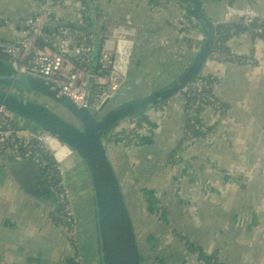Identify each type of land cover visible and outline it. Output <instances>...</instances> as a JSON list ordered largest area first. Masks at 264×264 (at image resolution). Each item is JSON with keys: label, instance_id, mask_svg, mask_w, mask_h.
I'll return each mask as SVG.
<instances>
[{"label": "crops", "instance_id": "obj_1", "mask_svg": "<svg viewBox=\"0 0 264 264\" xmlns=\"http://www.w3.org/2000/svg\"><path fill=\"white\" fill-rule=\"evenodd\" d=\"M90 1L101 35L121 22L136 29L134 38L120 48V62L127 63L124 78L132 70L166 80L195 52L198 35L184 17L178 18L180 9L167 0L155 4L153 0ZM256 2L254 12L264 18V0ZM37 9L36 0H0V13L7 23L3 31L17 33L14 23L32 17ZM56 14L55 22L43 30L77 21L76 11L57 8ZM228 46L244 59L253 53L256 65L212 66L208 71L217 81L215 96L228 112L217 124L209 113L198 116L206 129L213 130L206 146L184 149L180 145L164 156L135 157L148 162L132 164L135 158H128L124 150L121 159L114 149L125 138L120 132L124 126L119 130L121 141L113 139L108 149L110 159L117 155L114 168L122 181L144 264H193L184 242L218 264H264V132L258 126V122L264 126V44L242 35ZM125 52H130V58ZM175 109L182 110L178 98L132 121L129 126L140 125L152 138L133 136L127 146L160 143L166 149L173 145L179 119ZM151 119L165 125L150 124L147 129L145 123ZM163 127L167 131L160 135ZM63 166L79 216L78 252L85 264H91L87 192L79 170L70 161ZM42 181L27 162L17 165L0 156V264H77L52 223L55 205L40 194Z\"/></svg>", "mask_w": 264, "mask_h": 264}, {"label": "water", "instance_id": "obj_2", "mask_svg": "<svg viewBox=\"0 0 264 264\" xmlns=\"http://www.w3.org/2000/svg\"><path fill=\"white\" fill-rule=\"evenodd\" d=\"M167 1L182 11L187 25L198 35L194 54L172 77L161 81V87L105 114L103 112L110 103L109 100L98 111H88L82 103L45 80L24 74L7 62L0 61V111L19 128L54 138L69 152L64 162L70 161L81 174L87 192L86 215L93 251L91 264H144L129 206L108 152L112 140L121 128L146 113L170 104L193 81L212 69L210 55L217 41L219 27L215 19L216 7H220L232 18L227 20L229 24L234 23L241 15L239 8L229 0ZM84 3L90 16V29L76 22L57 25L54 29L67 27L93 35V57L89 72L91 77L97 66L102 35L91 1L84 0ZM251 14L256 20L264 23V18L255 12ZM20 39L22 37L17 33L0 29L1 42L11 43ZM90 83L91 78H88L87 89ZM175 111L179 119L173 145L166 149L160 143L137 147L127 146L121 141L114 145V149L119 150V158L122 159L124 150L128 158L164 156L180 146L184 140L186 117L183 110ZM258 126L264 132V126L260 122ZM63 164L62 179L74 213L78 246L77 205ZM39 184L42 186L40 194L46 200H51L54 205L44 182ZM190 258L192 259L191 256ZM192 261L197 264L195 260ZM82 264H85L83 260Z\"/></svg>", "mask_w": 264, "mask_h": 264}, {"label": "built area", "instance_id": "obj_3", "mask_svg": "<svg viewBox=\"0 0 264 264\" xmlns=\"http://www.w3.org/2000/svg\"><path fill=\"white\" fill-rule=\"evenodd\" d=\"M153 1L155 4L157 0ZM229 1L239 8L237 9L241 15L236 21L241 22L242 28L249 35L259 37L260 42L264 44L262 29L255 26L264 23L256 20L251 14L254 13L257 0ZM36 2L38 9L32 17L14 23V28L22 39L11 43L0 41V56L22 73L39 77L65 92L75 101L82 103L88 111H98L112 98L124 81V76L121 77V68L126 63L120 62V57L123 56L120 48L127 40L134 38L136 29L127 22H121L115 24L106 35H102L97 66L90 77L93 35L67 27H59L51 31L43 30L46 25L55 22L57 8L70 13L76 11L77 21L74 22L90 29L89 12L86 6H82L84 0H36ZM178 16L183 19L182 11ZM215 16L219 26L231 25L227 20L232 18H229L230 16L220 7H216ZM6 24L0 13V29ZM228 42H216L210 55L211 65L245 63L250 66L256 65L253 53L243 60L230 50ZM124 55L130 58V52H125ZM88 78H91V83L87 89ZM216 87L215 78L205 73L193 81L178 97L186 117L183 130L184 149L202 148L208 144L209 138L213 135V130L205 132V125L198 118L200 114H211L217 124L228 112L224 104L215 96ZM137 126H130L128 135L123 140L133 136L141 137L142 127L137 128ZM68 155V150L54 138L23 130L0 111V156L10 159L17 165L29 162L43 175L45 188L55 205L52 223L65 238L69 249L73 251L77 264H82L76 242L74 213L62 179L61 165ZM183 244L188 248L185 242ZM191 257L197 264H218L216 260L205 262L199 251L191 253Z\"/></svg>", "mask_w": 264, "mask_h": 264}, {"label": "bare ground", "instance_id": "obj_4", "mask_svg": "<svg viewBox=\"0 0 264 264\" xmlns=\"http://www.w3.org/2000/svg\"><path fill=\"white\" fill-rule=\"evenodd\" d=\"M161 85L162 82L151 74L144 75L130 70L121 86L109 100L110 103L103 113L105 114L138 96H143L150 91L158 89Z\"/></svg>", "mask_w": 264, "mask_h": 264}, {"label": "trees", "instance_id": "obj_5", "mask_svg": "<svg viewBox=\"0 0 264 264\" xmlns=\"http://www.w3.org/2000/svg\"><path fill=\"white\" fill-rule=\"evenodd\" d=\"M82 6L84 7L85 5H84V3H82ZM256 27H258V28H260V29H262V35H264V24H260V25H255ZM242 35H245V36H248V37H250L253 41H260L259 40V37H257V36H254V35H249L247 32H246V30H244L243 28H242V26H241V22L240 21H235L234 23H232L231 25H228V26H219L218 28H217V43H226V42H228V40L229 39H231V38H236V37H239V36H242ZM243 59V58H242ZM244 60V59H243ZM0 61H4V62H6V60L3 58V57H1L0 56ZM241 65H243V64H241ZM208 74V73H207ZM208 76H209V74H208ZM225 106V105H224ZM226 107V106H225ZM141 126L140 125H138L137 126V128H140ZM209 130L208 129H206L205 130V132H208ZM122 141H124V143L126 144V145H128L129 144V142H131L128 138H126L125 140H122ZM183 143H184V140H183V142H182V144L181 145H183ZM27 164H28V168L29 167H31V170L32 171H34V172H38V174L40 175V177L42 178V180H44V177H43V175L38 171V169L37 168H35L31 163H29V162H27ZM188 247V251H189V253H193L195 250H197V249H194V248H192V247H190V246H187ZM202 258H203V260L205 261V262H211V261H213V260H215V258H212V257H210V258H204L203 256H202Z\"/></svg>", "mask_w": 264, "mask_h": 264}, {"label": "rangeland", "instance_id": "obj_6", "mask_svg": "<svg viewBox=\"0 0 264 264\" xmlns=\"http://www.w3.org/2000/svg\"><path fill=\"white\" fill-rule=\"evenodd\" d=\"M179 26V25H178ZM184 27V26H183ZM127 67V63L126 64H124L123 66H122V71H121V77L123 78V76H124V70H125V68ZM163 112H164V110H163ZM163 114V113H162ZM168 115H169V113H168V111L166 112V113H164V117H165V121L167 122L168 120H169V118H168ZM161 124V125H165V122H162V121H156L155 119H151L148 123H145V127L147 128V129H150V124L151 125H156V124ZM128 127H130L129 125H127V126H125L123 129H121L120 130V132H123L121 135L123 136V138L126 136V135H128V132H127V128ZM167 131V129H166V127H163V129H162V132H160V131H158L159 133H160V135H161V133H165ZM120 132L118 131L117 132V135H116V137L115 138H117L118 139V141H121V139H122V137H121V135H120ZM170 132V131H169ZM146 133H147V131L146 130H143L142 132H141V137H143V138H145L147 141H150L151 140V135H148L147 137H146ZM155 136H157V134L155 135ZM116 154H112V157H111V160H112V163H114L113 165H114V167H115V165H118V162L116 161L117 159H116ZM118 158V157H117ZM148 161L145 159H140V158H135L134 160H130V163H132V164H145V163H147ZM124 170H123V166L122 165H120L119 166V173L121 174L122 172H123ZM119 181H121V178H119ZM121 183H122V181H121ZM130 210V209H129ZM133 219V218H132ZM186 243V242H185ZM195 251H199V250H195ZM200 252V251H199ZM201 253V252H200ZM202 254V253H201Z\"/></svg>", "mask_w": 264, "mask_h": 264}]
</instances>
